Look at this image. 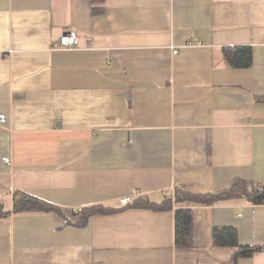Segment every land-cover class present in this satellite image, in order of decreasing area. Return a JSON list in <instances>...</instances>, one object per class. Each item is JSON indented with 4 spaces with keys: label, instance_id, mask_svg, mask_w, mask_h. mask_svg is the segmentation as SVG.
Instances as JSON below:
<instances>
[{
    "label": "crops",
    "instance_id": "crops-1",
    "mask_svg": "<svg viewBox=\"0 0 264 264\" xmlns=\"http://www.w3.org/2000/svg\"><path fill=\"white\" fill-rule=\"evenodd\" d=\"M71 31L80 47L56 48ZM237 46L252 67L228 64ZM1 116L0 202L61 214L0 221V264H233L216 228L264 247V204L175 199L264 188V0H0ZM92 207L114 212L80 226ZM177 209L193 211L190 247Z\"/></svg>",
    "mask_w": 264,
    "mask_h": 264
},
{
    "label": "trees",
    "instance_id": "trees-1",
    "mask_svg": "<svg viewBox=\"0 0 264 264\" xmlns=\"http://www.w3.org/2000/svg\"><path fill=\"white\" fill-rule=\"evenodd\" d=\"M224 55L228 64L232 68L245 69L253 65V50L250 46H237L233 48H225ZM238 197H246L252 204H264V188L249 193L244 183L234 182L233 185L222 195L203 194L197 195L183 190L175 191L176 202L189 201L191 204L199 205H215L220 201L235 199ZM172 201L169 198L164 209H172ZM161 208V207H160ZM22 212H56L61 214L60 210L36 197H32L23 192H15L13 194L12 210H6L3 202H0V221L8 219L12 213ZM114 212L111 209L92 207L90 209H82L79 211V224L85 226L88 220L96 214H110ZM193 211L191 209L176 210V244L178 247H190L193 243ZM214 243L216 246L237 247L239 250L233 255L232 263L235 264L239 258L251 257L256 252L264 251L263 246L249 247L238 244L237 233L234 228H216L213 233Z\"/></svg>",
    "mask_w": 264,
    "mask_h": 264
},
{
    "label": "built area",
    "instance_id": "built-area-1",
    "mask_svg": "<svg viewBox=\"0 0 264 264\" xmlns=\"http://www.w3.org/2000/svg\"><path fill=\"white\" fill-rule=\"evenodd\" d=\"M80 40L78 37V34L75 31L68 32L67 34L63 35L59 41V43L56 45L57 47L65 48L68 50H73L75 48L80 47ZM177 52H174L176 54ZM7 121V118L5 116L0 117V123L5 124ZM4 162L6 164L10 163V159L8 157L3 158ZM132 201L131 197H126L122 199V204L126 205L129 204Z\"/></svg>",
    "mask_w": 264,
    "mask_h": 264
}]
</instances>
